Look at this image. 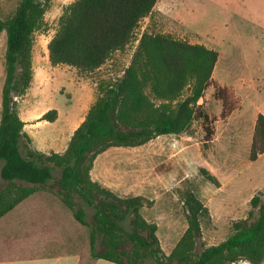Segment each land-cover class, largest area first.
I'll list each match as a JSON object with an SVG mask.
<instances>
[{"label": "trees", "instance_id": "16d2710c", "mask_svg": "<svg viewBox=\"0 0 264 264\" xmlns=\"http://www.w3.org/2000/svg\"><path fill=\"white\" fill-rule=\"evenodd\" d=\"M158 1L75 0L48 44L51 64L67 65L82 74L98 70L115 52L128 46ZM49 3L20 0L12 16L0 18V33L6 31L7 35L0 118V176L6 185L0 189V219L55 179L54 171L58 170V189L51 192L60 197L79 223L89 228L92 258L117 264H139L146 257L152 258L153 264H231L240 260L263 264L264 199L259 194L251 198L248 216L233 222L226 239L198 250L202 221L210 214L208 207L189 192L184 199L187 228L167 254L160 246L157 224L141 213L145 198L118 196L91 178L95 159L108 149L139 147L162 135L188 133L195 121L201 122L204 131L203 149L209 148L218 117L225 119L239 107L233 89L213 80L219 59L215 49L162 33L143 34L122 76L98 84V96L64 152L46 154L28 148L23 153L21 146H25L23 141L28 135L15 97L23 95L32 82L33 36L45 25ZM210 86L214 87L213 96L222 100L219 116L210 114L204 103H199ZM56 118L53 109L39 120L51 122ZM261 154L264 114L259 113L250 161ZM201 172L220 186L209 170L202 168ZM84 206L94 209L91 220Z\"/></svg>", "mask_w": 264, "mask_h": 264}, {"label": "rangeland", "instance_id": "374dc122", "mask_svg": "<svg viewBox=\"0 0 264 264\" xmlns=\"http://www.w3.org/2000/svg\"><path fill=\"white\" fill-rule=\"evenodd\" d=\"M19 1L0 0V18L12 16ZM74 1L50 0L45 25L34 33L33 79L26 92L15 97L19 116L26 121L24 131L28 139L21 146L23 153L28 148L46 154L64 152L74 130L96 100L98 84L122 76L143 34L162 33L215 49L219 59L213 80L233 89L239 97V107L225 119L218 117L209 148L203 149L204 131L201 122L195 121L188 133L162 135L139 147L110 148L98 155L95 177L121 197L145 198L141 213L157 224V236L165 253H170L187 228L184 199L189 192L208 207L210 214L202 221L197 249L220 243L231 233L233 222L248 216L251 198L259 194L264 199V154L255 161L249 159L257 115L264 114V0H159L153 12L141 21L128 46L115 52L98 70L85 74L67 65H53L49 59L48 44ZM6 42L3 31L0 118ZM213 93L214 87L210 86L199 103H204L210 114L219 116L222 100ZM53 109L57 111L54 121L39 120ZM1 166L0 161V170ZM202 168L218 178L219 187L205 178ZM54 177L43 189L57 191L58 170L54 171ZM5 185L0 176V189ZM76 200L81 203L77 196ZM150 201L152 204H147ZM84 207L91 220L94 209ZM81 227L90 243L89 228L82 224ZM139 264H153V259L143 258ZM231 264L250 263L240 260Z\"/></svg>", "mask_w": 264, "mask_h": 264}, {"label": "crops", "instance_id": "0c3cea01", "mask_svg": "<svg viewBox=\"0 0 264 264\" xmlns=\"http://www.w3.org/2000/svg\"><path fill=\"white\" fill-rule=\"evenodd\" d=\"M97 161L96 158L91 178L98 182ZM106 186L111 188L107 183ZM0 264L117 263L92 258L88 234L81 223L58 196L39 189L1 217Z\"/></svg>", "mask_w": 264, "mask_h": 264}]
</instances>
